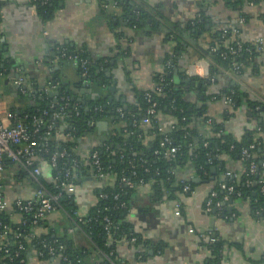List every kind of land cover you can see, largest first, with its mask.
Masks as SVG:
<instances>
[{
    "label": "crops",
    "instance_id": "0c3cea01",
    "mask_svg": "<svg viewBox=\"0 0 264 264\" xmlns=\"http://www.w3.org/2000/svg\"><path fill=\"white\" fill-rule=\"evenodd\" d=\"M116 0H60L52 9L51 15L42 18L33 0H0V46L3 55L13 65L12 69L0 74V109L21 111L25 103L18 94L13 81L15 73H21L37 88L50 87L52 81L68 82V85L83 83L72 61L58 63L48 62L57 45L64 44L76 49L84 48L91 60L110 58L114 66L107 71L110 84L108 94L124 95L130 104L135 102L136 90H150L156 86L155 75L165 66L167 56L175 48V42L166 36L170 26H183L194 19L199 11L204 12L206 29L212 26V31L202 35L201 43L211 41V33L218 27L226 25L240 28L238 39L242 42L255 44L262 38L260 58L264 63V0L258 4L245 3L241 12L247 15L244 23L239 24V11L224 6L221 0H134L148 9L159 23L153 29L148 23L140 28H133L123 17L121 6H112ZM108 3L107 8L102 4ZM226 39L224 44L229 43ZM193 39V38H192ZM182 54H178L174 72L175 80L181 84L191 76H208L209 61L203 57L190 43ZM57 67V69H54ZM182 69V71H179ZM58 72L59 78L55 75ZM185 76L183 79L178 76ZM177 78V79H176ZM235 79L229 70L223 69L215 82L211 83L205 94L221 92L232 85ZM247 89L256 97L264 100V67L258 74L249 70L245 73ZM115 84V91L109 88ZM191 95L185 92V97L202 101L203 94L198 89L197 81ZM87 86V85H85ZM68 87V86H67ZM94 92V91H93ZM50 96L54 91L48 92ZM89 94V93H86ZM76 94L75 97H80ZM199 96V97H197ZM202 96L203 98H200ZM86 98V97H85ZM197 98V100H196ZM208 115L224 129L239 138L245 130L256 129L257 120L248 115L246 109L232 111L221 99L204 101ZM228 109V110H227ZM232 112L231 117L224 120V112ZM18 112V113H19ZM161 124L171 122V117L158 115ZM106 131H100L77 139L79 151L89 149L93 140H99L102 134L106 136L111 125L107 120ZM144 141L151 145L154 135L148 130V125L142 126ZM205 126V131L208 129ZM101 133H100V132ZM225 171H231L235 180H240L243 174L241 161L226 159ZM224 172V171H223ZM223 172L217 167L213 180L202 178L190 166H185L179 175L192 180L193 192L185 195L176 193L181 202V213L174 214L173 202L164 196H155L149 186L139 187L131 196L129 210L124 220L130 225V230L140 238L143 253L135 255L137 248L134 242L119 240L116 243L117 256L124 264H203L208 256L205 244L212 236H219L222 241L221 255L218 264H264V215L260 210H253L246 199H232L231 215L204 211V200L217 181L224 178ZM210 173V177H211ZM94 182L85 180L77 186L74 202L80 213H85L95 203ZM18 191V189L16 190ZM229 211V212H230ZM15 218L12 216L11 221ZM212 220L214 223H212ZM68 221L63 209L55 210L43 221L38 233L64 235L67 232ZM189 228L195 230L189 233ZM70 242L76 247H84L88 242L78 232L69 234ZM31 264H58L57 261L33 260Z\"/></svg>",
    "mask_w": 264,
    "mask_h": 264
},
{
    "label": "trees",
    "instance_id": "16d2710c",
    "mask_svg": "<svg viewBox=\"0 0 264 264\" xmlns=\"http://www.w3.org/2000/svg\"><path fill=\"white\" fill-rule=\"evenodd\" d=\"M60 0H50L46 5L41 6L39 2L34 3L37 7V11L42 18H46L51 15L52 9L57 5ZM225 7L231 10L239 11V16L247 19V15L241 12V8L245 3L258 4L261 0H221ZM117 5L123 9V17L127 19L128 25L133 28H140L143 24L148 23L153 26V29L159 27V23L154 19V15L151 12L134 0H116ZM237 28L240 32V28L231 27L228 29L226 35L223 36V28H217L211 33V41L206 42L204 47L202 42V35L206 31H212V26L206 29V18L204 12L199 11V16L192 20H189L183 26H170L166 29V36L175 42V48L171 54H169L165 61V66L161 72L155 75L156 86H161V91L157 93L155 90H136L134 93L135 102L130 104L123 98L124 95H113L110 99L108 91H99L98 88H107L110 84V79L107 76V71L111 69L114 64L111 63L110 58H100L98 60H91L88 53L84 48L76 49L68 45L60 44L54 49L53 54L48 58V62L56 61L62 63L64 61H71L68 56L76 55L78 60L84 59L87 61V79L89 88H92V93L86 94L83 104L72 99V93L63 81L60 80V84L55 88L56 91L54 97L49 94L43 93H26L18 92L19 96L23 98L25 103L24 108L19 113L12 107L10 111L15 113L17 119L21 120L29 130L33 129L32 117H40L41 111L49 109V105L53 101H58L62 95L69 96V116L65 118L68 123L66 130L74 128L75 140L78 137H83L92 132V130H86V122L94 119L97 122L100 120H107L111 125V128L107 131L104 137V143L97 145L99 158L103 166V170L108 173L110 183L108 185H102L93 177V166L89 161L82 162L79 168L76 170L79 177L75 181V184L79 186L85 180H92L95 184L94 194L96 196L95 203L91 205L85 212L83 219L85 222H78L74 227V232H78L88 242L87 246L76 247L70 242V238L67 232L60 236L51 234L50 232L42 234V237L57 238L59 242L65 245V254H67L71 260L70 263L51 260L50 257L40 258V261L54 262L58 264H103L107 260L102 254L108 255L109 258L115 264H124L121 262L116 252V243L125 237L127 240L135 237L134 247L137 248L135 255L143 253L140 247V238L136 236L131 230L130 225L124 220L126 211L121 210H107L106 207H112L115 203L113 198L114 193H119L121 198L130 205L132 194L137 189H128L125 186H118V180L122 172L130 176L131 171H135L136 175L132 176V179L137 182L142 178L145 182L150 183L151 190L155 196H164L168 199L176 198V193L181 191V186L178 183V174L185 166H190L202 178H210L211 166L218 167L220 172L225 171L224 162L226 159L241 160L243 166V174L240 180H233L236 190L241 192L240 199H250V206L253 210H264V194L259 191V185L255 184L256 180L261 175H264V167L261 166V162H264V141L261 136V131H264V117H261L262 111H264V103L256 98L246 87L245 73L247 70L252 74H258L261 67H264V63L260 58L261 44H253L249 42L242 43V49L234 58H222V53L226 51L224 41L230 37L231 29ZM188 38H193L194 43L190 45L196 49L203 57L209 61L208 65V77L191 76L190 79L197 81L198 89L203 94V99L200 104H197L195 100H191L185 97V92L191 95L192 89L190 84L177 82L175 80V62L178 59V54H182L186 47ZM184 43V44H183ZM204 44V43H203ZM188 45V44H187ZM213 48L215 50H213ZM50 60V61H49ZM77 60V61H78ZM169 61L170 66L166 67V62ZM232 62L241 63L240 73L237 75L238 80L234 81V84L222 89L221 92L205 94V90L215 82L218 75L222 73L223 69L228 70ZM13 65L3 55L0 46V74L5 73L9 69H12ZM78 74L81 73L82 68L79 64L75 65ZM59 78L58 72H54ZM162 75L160 81L159 76ZM179 78L181 75L178 76ZM185 76H182L183 79ZM214 80H211V79ZM177 79V78H176ZM86 88H83V90ZM151 92L152 98L156 101V114L151 117V121L148 124V130L154 135V140L151 145L144 141L143 128L140 124L133 125V120L139 121L145 114L147 107L149 106L145 98L146 92ZM232 94L231 109H246L251 113V118L256 119L257 128L253 130H245L242 135L237 138L231 132L224 129L222 123H218L213 120L207 113V107L204 101L207 99H222L224 96ZM199 97V96H197ZM124 99V100H123ZM197 100V98H196ZM77 104L80 109L79 116H75L72 108ZM85 106L88 109H85ZM95 107H101L102 111H95ZM120 107L122 115H120L116 108ZM256 107H259L257 110ZM52 111V110H50ZM166 115L171 117V122L164 125L158 119V115ZM232 112H224V120L231 117ZM173 125V127H171ZM205 126H209L210 133L207 134ZM161 129V130H159ZM44 130L40 129V135L42 136ZM93 134V132H92ZM169 136L173 144L179 147L175 156V161L168 160L161 155L154 154V150L159 148V142L165 137ZM207 144L204 145L203 142ZM253 144V148H249ZM68 146H72V143H67ZM47 147L50 150L57 148L54 142L48 140ZM242 148H247L250 156L246 160L241 159ZM211 156L208 161V156ZM66 160V159H65ZM68 160V159H67ZM254 160L258 165V172L253 175H247L249 162ZM174 170L175 174L168 172ZM217 171V169H216ZM216 173V172H215ZM249 178L253 180L249 186L245 184V180ZM112 179V182H111ZM193 187V182L190 179L187 180ZM214 186L217 190L218 197L222 196L221 190L218 188V183ZM106 194L107 197L101 198L100 194ZM239 198L233 195L232 199ZM60 205L62 209L73 214L77 210L74 202V193L68 196L63 192L60 199ZM220 214L224 216H230L227 206H223L218 210ZM104 215H109L111 219L117 225L113 228L111 235H107L104 230V221L102 220ZM89 219V220H88ZM67 221L69 222L68 218ZM29 224L26 229L29 228ZM212 249L214 258H205L204 264H218L219 253L221 250L222 241L218 243L203 242ZM37 244L32 242L28 247H34ZM95 255L96 258L92 259L91 256ZM264 260V258H263Z\"/></svg>",
    "mask_w": 264,
    "mask_h": 264
},
{
    "label": "built area",
    "instance_id": "2783aa9c",
    "mask_svg": "<svg viewBox=\"0 0 264 264\" xmlns=\"http://www.w3.org/2000/svg\"><path fill=\"white\" fill-rule=\"evenodd\" d=\"M33 1L34 3L39 2L41 6H44L50 0ZM108 6V3L102 4L103 8H107ZM112 6H117V2H112ZM238 22L239 24H243L244 17L239 16ZM231 27V25L223 27V36L227 34L228 29ZM230 34L231 38L229 43L225 45L226 51L222 53V58H234L242 49V42L238 39L239 30L233 28ZM262 42L263 39L258 38L255 43L262 44ZM213 50L215 49L213 48ZM68 58L75 65H80L82 68L79 74L81 83L87 85V61L84 59L78 60L76 55H70ZM169 66L170 63L167 61L166 67L168 68ZM240 67L241 63L232 62L228 69L235 80H238L237 75L240 73ZM159 79L160 81L162 80V75L159 76ZM211 80L214 79L212 78ZM13 83L18 91L23 94L31 92L48 94L50 90H55L60 84V80L57 78L53 80L51 88L43 86L37 88L24 75H19L14 79ZM161 88V86L157 85L152 90L159 93ZM145 98L149 106L139 121L133 120V125L138 123L140 126L148 125L151 117L156 114L157 103L152 98L150 91L145 93ZM258 99L264 103L262 98ZM221 100L228 109L231 108L233 101L232 94L224 96ZM69 105V96H60L58 101H53L49 105V109L41 111L40 117H32L34 126L32 130H29L21 120L17 119L15 113L10 110L0 109V264H31L30 262L33 260L39 262L40 258L46 257L70 263L69 256L65 254V245L59 242L57 238L42 237V234H45V232L38 233L37 229H39L49 213L62 209L60 199L63 192L68 196L75 193L77 188L75 181L79 177L76 170L82 162L89 161L92 164L95 180L101 182L102 185L111 184L108 173L103 170L99 152L96 148L97 145L104 143V141L93 140L89 149L80 152L77 140L76 143L74 142V128L66 130L68 123L65 121V118L69 116ZM256 109L258 110L259 107H256ZM72 110L75 116H79L80 109L77 104L73 105ZM94 110L101 112L102 108L95 107ZM116 111L122 115L120 107H117ZM98 122L94 119L88 120L86 122V130H92L94 134L98 127ZM256 128L258 131L260 130L257 126ZM40 129L41 132L42 129L44 130L42 136L40 135ZM92 132H89L88 135L92 136ZM206 132L207 134L210 133L209 128ZM260 134L264 141V131H261ZM48 140L54 142L57 148L50 150L47 147ZM69 142L72 143V146L67 145ZM203 144L206 145L207 143L204 141ZM253 147L254 145L251 144L249 148ZM178 150L179 147L173 144L172 139L169 136H165L159 142V148L154 150V154L175 161ZM249 156L247 148H242L241 159L246 160ZM208 157L209 161L211 156L209 155ZM261 166L264 167V162H261ZM258 168L259 165L254 160L250 161L247 175L256 174ZM168 172L175 174L174 170L170 171L169 169ZM135 175V171H131L130 176L122 172L118 180V186L136 189L147 185L151 188L150 183L145 182L142 178L138 179L137 182L133 180L132 176ZM223 176L224 178L218 183L222 196L218 197L217 190L211 189L204 200L203 208L205 212L216 210V213H219L218 210L224 205L229 204L233 195L241 197V192L236 190L235 185H233V173L231 171H224ZM177 178L181 186L180 192L185 195L191 194L193 187L187 181L188 179L181 177L179 174ZM251 183H253V180L249 178L245 180L247 186ZM256 184L259 185L260 193L264 194V175H261L256 180ZM17 189L18 191H16ZM166 195L167 192H165ZM99 197L105 198L107 195L101 193ZM113 198L115 200L114 205L105 209L128 212L129 206L119 193H114ZM246 200L250 202L249 198ZM171 201L174 206V214L179 216L181 213V202L177 198L171 199ZM65 215L69 220L67 227L69 234L74 232V227L77 226L78 222H85L83 219L85 213H80L78 210L74 211L72 215L65 212ZM12 216L15 218L13 221H11ZM102 220L104 221V230L110 236L111 231L117 225L109 215H104ZM28 224L30 226L26 229ZM194 232L193 228H189V233ZM121 240L133 243L136 239L132 237L130 240H127L123 237ZM220 241L221 238L219 236H212L208 242L213 244ZM32 242H35L37 246L33 245L34 247L29 248L28 246ZM205 248L208 253L206 258H214L215 255L212 254V249L208 246H205ZM221 252L222 250L218 251L219 255H221ZM102 256L107 260L103 264H115L108 255L102 254ZM91 258L95 259L96 256L92 255Z\"/></svg>",
    "mask_w": 264,
    "mask_h": 264
},
{
    "label": "water",
    "instance_id": "95a60500",
    "mask_svg": "<svg viewBox=\"0 0 264 264\" xmlns=\"http://www.w3.org/2000/svg\"><path fill=\"white\" fill-rule=\"evenodd\" d=\"M174 27V26H173ZM187 43H191V44H193L194 43V40L192 39V38H188L187 39ZM187 43H185V46H187ZM184 44V43H183ZM54 69H57V67H54ZM179 71H182V69H180ZM21 73H15L14 74V77H18L19 75H20ZM181 83H185V84H190L191 85V87H195V83H196V81H193V80H191L190 79V77H188V78H186V79H184V80H181ZM65 84H67V86H68V89L70 90V92L72 93V99H76L77 101H80L81 103H83V104H85L86 103V101H85V96H86V93H92V88H89V86H85L84 84V87L83 88H86V89H84V90H82V89H80V87H82V85H80V84H76V85H68V82H65ZM232 84H234V82L232 81ZM197 86H198V84H197ZM107 91L108 90V88H101V87H99L98 88V92L99 91ZM109 91H110V93L111 94H113L114 93V91H115V84H112V86L109 88ZM56 93V91H54V94ZM81 94V96L80 97H75V95L76 94ZM111 97L112 96H110V99H111ZM200 98H203L202 96H200ZM124 100V99H123ZM85 109L87 110L88 109V107L87 106H85ZM16 112L18 113L19 111L18 110H16ZM248 115L250 116L251 115V113L249 112L248 113ZM261 117H264V112H262L261 113ZM98 126H99V129H100V131H106V129H107V124H106V122H98ZM99 131V132H100ZM101 133V132H100ZM104 137H105V135H100L99 137H98V139L100 140V141H103L104 140ZM216 166H211V168H210V170H211V177L209 178L210 180H213L214 178H215V172H216ZM256 184V183H255ZM231 201L232 200H230L229 201V204H231ZM228 211H230L231 210V208L228 206ZM212 213H216V210H212ZM261 215H264V210H263V212L261 213ZM212 223H214V221L212 220ZM29 255V254H28ZM51 260H53V258H51Z\"/></svg>",
    "mask_w": 264,
    "mask_h": 264
},
{
    "label": "rangeland",
    "instance_id": "374dc122",
    "mask_svg": "<svg viewBox=\"0 0 264 264\" xmlns=\"http://www.w3.org/2000/svg\"><path fill=\"white\" fill-rule=\"evenodd\" d=\"M231 109V108H230ZM232 110V109H231ZM238 110H242V109H238ZM233 111V110H232ZM234 111H236V110H234Z\"/></svg>",
    "mask_w": 264,
    "mask_h": 264
}]
</instances>
